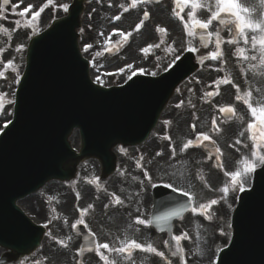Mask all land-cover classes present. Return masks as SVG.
<instances>
[{"label":"water","instance_id":"95a60500","mask_svg":"<svg viewBox=\"0 0 264 264\" xmlns=\"http://www.w3.org/2000/svg\"><path fill=\"white\" fill-rule=\"evenodd\" d=\"M74 28L75 24L69 29L52 30L36 40L32 46L28 74L34 70L30 84L35 89L33 92L35 95L30 98L32 100V103L28 104L30 109L23 112V122L20 123L22 129L8 132L0 140V244L7 245L11 242L9 239L11 232L21 235V229L23 230V225L15 213L17 210L14 206L15 198L34 190V187L51 177H68L78 160L83 157L81 155L76 158L65 140L63 143L67 154H60L61 147L57 145L68 121L77 115V109L74 107V105L77 107L75 92H85L84 86L74 83L66 72L74 60L77 67L82 66L75 45ZM67 51L73 59L65 53ZM63 53L65 55H62ZM36 56L39 61L35 64ZM38 69L42 74H35ZM71 76L74 77L73 72ZM28 78L29 76L22 87ZM82 80V76L78 75L76 81ZM85 85L90 92L100 91L88 83ZM40 88L42 90L49 88L50 91L40 95L38 93ZM86 96L88 97L87 94ZM87 101L90 103L99 101L102 117L111 114V111L116 112L117 116L120 115V109L113 110L104 105L99 98H90ZM75 125L81 126L87 147L102 146L92 137L91 129L97 124L77 118L71 121V126ZM93 153L84 151L83 155ZM263 189L264 187L261 188ZM28 242L36 245L39 237Z\"/></svg>","mask_w":264,"mask_h":264},{"label":"snow or ice","instance_id":"6c2138e0","mask_svg":"<svg viewBox=\"0 0 264 264\" xmlns=\"http://www.w3.org/2000/svg\"><path fill=\"white\" fill-rule=\"evenodd\" d=\"M136 2L137 0H133V7L136 6ZM142 2L147 3L148 0H142ZM48 3L51 4L52 0H48ZM177 3L180 4H184V5H188L191 4V7L193 9V11H195V9L199 6V2L198 0H177ZM10 5V0H0V14H2L4 12V10ZM31 7V5H29L28 7H26L24 9V11L22 12H17L16 7L13 6L12 7V12L18 16H24L25 13H27L29 11V8ZM63 8L64 12H68L69 10V6L67 4H63L61 6ZM208 10L211 12V16L207 21H202L199 19H194L193 18V14L189 13V18L192 20L191 23V30L188 31V35L192 36L194 34L195 29L199 28V29H204L207 30L209 29V26L212 25L213 21L219 20V23L221 25H225L228 23L234 24L235 25V29H236V33H235V37L231 40H228L227 43L228 44H236L239 42V40L242 38L244 43L247 44L248 43V36L246 35V29L247 30H251L252 32H256L257 35H253L251 37V43L253 48L257 47V44L259 45V64L262 68H264V20H260L258 22H254L251 19V16L249 14V8L248 7H244L242 6L238 0H215V10H212V6L208 5ZM43 9H41L42 11ZM222 13H226L229 15L230 19L229 20H225L223 18H221V14ZM145 16H148L149 13L145 12L144 13ZM35 16H39V12L35 13ZM34 18V17H33ZM117 19H119V17H116ZM181 19H183L181 17ZM140 25H137V28H139ZM185 27H189L188 25H185ZM163 30V29H161ZM220 32L221 29H217L215 32V39H216V51L212 52L210 55V59L211 60H217L221 55H223V53L220 51V47H221V36H220ZM121 35H124V33H121ZM208 36L209 38H211L213 36L212 32H208ZM207 46V45H206ZM92 46L90 44L85 45L83 51L85 53H87L89 51V49ZM190 51H194V49H189ZM237 52L240 54V56H242V58L245 61H256L257 60V56L253 55L251 57L244 55V49L243 48H239L237 49ZM127 69L131 70V74L126 76L127 80H132L133 77L137 74V71L133 68V66L131 64H128ZM253 69H255L257 66L255 64L252 65ZM125 71L124 68L119 69V72L123 73ZM141 73H143V69L140 70ZM152 75H155V73H152ZM0 76H3V73L0 72ZM229 81H225V83H228ZM96 83H102L100 76L98 75L96 77ZM248 95H251V93H248ZM237 99H239V97H237ZM13 103V101H9V104ZM180 105H178L179 107ZM0 107H3V99L0 98ZM249 108L251 110V113L254 117H258V119L260 120V124L262 126V130H264V108H254L251 107V105L249 104ZM220 111L222 113H232L234 111V109L228 107V108H221ZM213 124L215 125V120L213 121ZM193 130H195V125H192ZM254 127V125L249 124L248 128L252 129ZM241 136L244 135L243 132L240 133ZM197 140H203V141H209L210 137L208 135H203V134H198L196 137ZM237 144H240L241 141L237 140L236 141ZM190 145H193V141L192 140H188L187 143L183 144L182 148H181V152L183 153L186 149L189 148ZM173 151V159L175 158V149H172ZM217 154L222 155V153H220V150L217 149ZM157 155H162V153H157ZM243 167H241L239 170L236 171H232V172H225V175L230 177V184L228 186H225L222 189V192L224 194H228L230 192L234 193V192H244V191H248L249 189L246 187L247 185L252 184L253 179H254V175L257 171V167L259 166L260 168H264V153L257 155V153L255 151L252 152L251 154V158L249 157H244L243 161ZM144 178L145 180H147V182L149 183V185H151L153 183V178L150 174L147 173V171L144 172ZM143 181H141L142 183ZM166 187H171L173 188L174 191H182L183 194L185 196H188L189 193L188 192H184L182 189H177L173 184H167L165 185ZM78 195V194H77ZM224 197H222L223 199ZM122 201H120L119 199H117V204L121 203ZM218 204V201L216 199H212L210 202V205H205V204H201L199 207L201 210H204L206 208H209L211 206H215ZM92 207V205L88 206V209H90ZM105 207H107V205H105ZM88 209H83L81 210V219H79L77 221V223L79 224H86L85 219L83 218V213L87 212ZM137 211H139V209L137 208ZM192 211L195 213L196 212V208H193ZM175 213H169L164 217H158V220H168L170 216L174 215ZM135 224L138 225H142V226H150L152 221L151 220H146V219H142L137 217L134 221ZM73 227H75V225H73ZM131 227V225H130ZM137 231H139V229H137ZM174 241L176 242V251L173 253L174 256L179 255L181 257V261L182 264H185L184 259H183V250L181 248V241L182 239H189V237L186 234H181V235H175L173 236ZM93 244L95 245V250L97 252V254L99 255V259L101 262H103V264H113L112 261H109L106 257V255L104 254L105 252L107 253H131V251L133 249H142L143 245H141L140 243H138L135 239H125L120 241V247H113L110 245L109 242L105 241V242H98V239L95 236V233H93ZM66 247V245H65ZM148 252H156V249L152 247V245H148L147 248L145 249ZM160 256H163V253H157Z\"/></svg>","mask_w":264,"mask_h":264},{"label":"rangeland","instance_id":"374dc122","mask_svg":"<svg viewBox=\"0 0 264 264\" xmlns=\"http://www.w3.org/2000/svg\"><path fill=\"white\" fill-rule=\"evenodd\" d=\"M21 22V20H20ZM43 27L40 26L35 32H38L40 29H42ZM20 30H23V28L20 26ZM34 33V32H33ZM31 34L29 35H26V36H20V38L16 41V43H14V52H13V61L15 63V66L12 67V75L14 76H17L18 77V74H19V71H20V68L21 66L23 65V62H24V55H25V49H26V45H27V42H28V37L30 36ZM3 126V125H2ZM1 126V127H2ZM1 129V128H0ZM58 186H62V185H56V184H50L46 190L40 192L38 195H35L33 198H31V200L29 201H24L22 203V205L27 208L28 210H35L37 208V205L38 203L45 199V198H50V191L51 190H54L55 188H58ZM29 202V203H28ZM42 202V201H41ZM49 202H52L51 200ZM33 205V207H32ZM220 216V213H217L215 214V218H214V214L211 215V219L215 220L216 223H217V226L218 228H223L225 231H226V226L227 224L225 225V220H224V223L223 225H219L218 224V218ZM227 220H228V217H227ZM214 228V226H213ZM228 237V236H227ZM226 237V239H227ZM225 239V238H224ZM226 239L225 241L222 240V242L220 243V246L223 245L225 242H226Z\"/></svg>","mask_w":264,"mask_h":264}]
</instances>
